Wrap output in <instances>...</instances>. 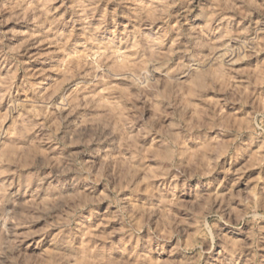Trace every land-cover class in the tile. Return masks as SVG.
Wrapping results in <instances>:
<instances>
[{
	"label": "rangeland",
	"instance_id": "rangeland-1",
	"mask_svg": "<svg viewBox=\"0 0 264 264\" xmlns=\"http://www.w3.org/2000/svg\"><path fill=\"white\" fill-rule=\"evenodd\" d=\"M0 264H264V0H0Z\"/></svg>",
	"mask_w": 264,
	"mask_h": 264
},
{
	"label": "bare ground",
	"instance_id": "bare-ground-1",
	"mask_svg": "<svg viewBox=\"0 0 264 264\" xmlns=\"http://www.w3.org/2000/svg\"><path fill=\"white\" fill-rule=\"evenodd\" d=\"M197 66V65H196Z\"/></svg>",
	"mask_w": 264,
	"mask_h": 264
}]
</instances>
